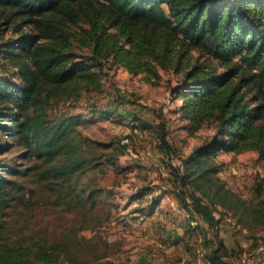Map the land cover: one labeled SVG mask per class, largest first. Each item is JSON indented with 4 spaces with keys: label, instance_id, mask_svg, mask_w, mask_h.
Returning <instances> with one entry per match:
<instances>
[{
    "label": "trees",
    "instance_id": "obj_1",
    "mask_svg": "<svg viewBox=\"0 0 264 264\" xmlns=\"http://www.w3.org/2000/svg\"><path fill=\"white\" fill-rule=\"evenodd\" d=\"M0 25L10 33L0 34V264H113L84 255L79 232L109 219V204L102 206L110 192L88 177L103 163L116 168L127 145L86 139L79 130L85 118L69 110L82 96L101 94L111 67L146 81L160 71L181 73L170 88L171 113L190 136L212 128L171 169L172 188L160 191L173 196L187 221L197 216L217 228L229 216L246 230L264 225L259 206L227 186L215 161L221 153L247 151L264 161V0H0ZM88 115L112 114L92 109ZM160 126L161 148L175 153L163 121ZM13 148L59 187L75 214L77 226L59 238L34 235L18 221L14 207L32 195L19 178L32 166L9 164L4 154ZM150 191L142 187L132 198L133 213L158 208L160 194L140 207ZM204 241L209 264H228L221 239Z\"/></svg>",
    "mask_w": 264,
    "mask_h": 264
},
{
    "label": "rangeland",
    "instance_id": "obj_2",
    "mask_svg": "<svg viewBox=\"0 0 264 264\" xmlns=\"http://www.w3.org/2000/svg\"><path fill=\"white\" fill-rule=\"evenodd\" d=\"M0 34L10 35L1 25ZM73 49L84 54L76 43ZM104 72L101 94L82 96L69 110L85 118L79 130L86 139L100 143L119 140L127 149L118 158L116 168L103 163L89 174L90 184L110 192L102 206L109 204L110 212L109 219L100 226L90 225L79 232L86 240L82 245L87 247V252L83 248V254L106 256L96 263L109 260L113 264H209L204 239L209 244L221 239L229 251L223 259L228 264H256L264 259V225L246 230L229 216L217 228L207 227L197 216L189 222L186 213L176 207L173 196L160 193L172 188L171 169L179 167L181 158L213 132L210 126H205L190 136L181 130V122L171 113L175 104L171 102L170 88L182 74L160 71L158 79L146 81L142 75L133 76L118 67ZM92 109L112 115L93 118L88 115ZM162 121L168 133L167 142L175 153L167 154L161 148ZM4 157L19 169L32 166L29 175L19 178L24 191L30 194L31 190L32 195L27 194L14 207L18 221L29 232L56 239L72 225L77 226L76 216L64 203L59 187L52 185L49 178L40 177L34 168L36 163L26 161L16 148L8 150ZM215 161L221 164L220 176L227 186L245 201L258 205L264 213V161L252 151L221 153ZM142 187L151 191L142 197L141 208L160 194L158 208L147 216L132 212L138 207L132 198ZM99 214L104 217V213ZM88 246H92L91 250ZM77 250L80 252V248Z\"/></svg>",
    "mask_w": 264,
    "mask_h": 264
}]
</instances>
